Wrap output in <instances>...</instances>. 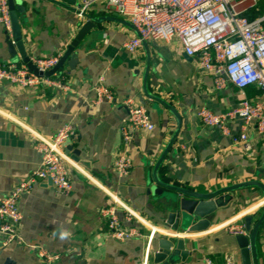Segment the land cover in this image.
Instances as JSON below:
<instances>
[{
	"label": "crops",
	"instance_id": "1",
	"mask_svg": "<svg viewBox=\"0 0 264 264\" xmlns=\"http://www.w3.org/2000/svg\"><path fill=\"white\" fill-rule=\"evenodd\" d=\"M59 1L64 5L53 0L17 1L25 6L18 17L30 57L63 55L85 21L77 11L85 0H73L75 4ZM242 8L248 17L256 18L264 14V0L256 4L245 0ZM86 12L95 17L122 18L109 9L107 0H90ZM6 32L0 24V61L24 64L19 53L11 57ZM136 34L133 26L111 18L93 28L76 48L74 62L69 56L59 71L71 85L68 91L23 88L0 81V199L38 166L33 139L36 134H53L67 121L77 132V138L69 140L63 149L72 188L60 192L43 181L23 196L21 237L5 245L0 234V264H47L37 257L32 244L60 253L53 264H141L147 240L121 241L111 236L107 218L100 213L114 203L107 192L134 213L127 220L126 210L118 208L123 226L137 227L143 233L157 229L151 254L157 249L159 237L175 234L167 222V197L148 189L155 183L153 166L179 123L171 110L147 98L143 87L147 67V91L174 106L181 117L179 133L160 166L159 177L171 185L200 191L253 179L264 184V136L253 127L249 129L254 151L248 156L235 142L242 126L240 118L230 121V134L226 135L218 127L205 125L196 115L202 106L214 112L230 110L244 96H260V89L250 86L244 94L232 84L217 89L212 74L200 67L199 57L188 55L176 37L170 41L145 40L137 52L131 53L124 43ZM102 73L115 99L93 104L92 86ZM129 96L147 108L155 128L139 133L132 150L134 166L123 178L113 162L121 148L120 127L127 116L123 101ZM142 98L148 99L145 104ZM234 195L228 206L210 217L207 228L183 236L189 254L175 264H204L206 258L224 264L228 256L233 257L234 264H242L235 236L221 224L228 220L244 222L250 215L253 226L264 211V194L261 187L251 186L236 190ZM256 243L260 264H264V221Z\"/></svg>",
	"mask_w": 264,
	"mask_h": 264
},
{
	"label": "built area",
	"instance_id": "2",
	"mask_svg": "<svg viewBox=\"0 0 264 264\" xmlns=\"http://www.w3.org/2000/svg\"><path fill=\"white\" fill-rule=\"evenodd\" d=\"M245 0H107L109 9L128 20L137 34L124 43L126 49L135 53L145 40L170 41L177 38L183 50L192 56L199 57L200 67L212 74L215 87L223 89L229 84L237 87L243 94L245 89L256 86L261 95L255 98H244L240 103L225 112H214L207 107H199L196 115L205 125L218 127L230 134V121L240 118L242 126L235 142L243 152L252 156L253 142L249 129L253 127L264 136V14L250 18L244 13L242 5ZM255 4L257 0H252ZM90 0H85L78 13L82 16L88 10ZM8 0H0V24L11 34L12 22ZM62 53L50 57L31 56L30 61L42 72L55 67ZM105 73H102L92 86L94 92L90 102L99 104L112 103L115 99L113 90L105 84ZM27 87H50L63 91L71 89L66 77L59 71L50 76H39L30 71L27 64L0 61V81ZM127 110L125 122L120 127L121 148L113 162V168L120 177H127L133 165L132 150L139 133L155 128L147 108L138 103L135 97L129 96L123 101ZM77 138L76 129L71 121L64 123L50 135L36 134L34 147L39 154V164L11 190L0 199V234L3 243L9 244L19 240V228L22 220L20 202L24 195L32 192L34 187L43 181L50 182L60 192L72 188L67 158L63 149L67 142ZM85 177L92 180L88 175ZM114 202L100 210L107 218V225L114 239L125 241L132 238H146L141 264L151 262V244L156 237L157 229L152 228L143 233L137 227L123 226L118 216V208L127 212V220L134 213L116 195L107 192ZM231 235H248L244 222L228 220L221 224ZM37 257L53 264L60 259V253L52 252L40 245H30ZM233 257H226L224 264H234ZM204 264H214L206 258Z\"/></svg>",
	"mask_w": 264,
	"mask_h": 264
},
{
	"label": "water",
	"instance_id": "3",
	"mask_svg": "<svg viewBox=\"0 0 264 264\" xmlns=\"http://www.w3.org/2000/svg\"><path fill=\"white\" fill-rule=\"evenodd\" d=\"M18 0H8L10 8V16L12 22V32L11 34L6 32V43L9 48V52L12 58H16L18 53L25 64H27L30 71L39 76H50L64 66L68 57H71V63L76 59V48L80 47V43L85 38V36L95 28L99 23H102L108 19H114L120 21L126 25L133 26L128 20L118 17H105L99 16L95 17L87 12H83L82 16L85 17V21L79 27L76 35L73 37L67 49L60 57L58 64L52 69L46 71L45 73L39 70L31 61L30 56L26 53L25 45L23 41V35L21 32V26L19 23L18 12L25 11V6L20 5ZM60 4L63 2L59 0H53ZM72 4L76 2L71 0ZM64 5V4H63ZM71 8L70 5H66ZM73 8V7H72ZM77 10L76 8H73ZM79 11V10H77ZM134 27V26H133ZM135 28V27H134ZM136 30V29H135ZM137 33V31H136ZM144 42V41H143ZM142 42V43H143ZM16 62L15 60H13ZM148 67L145 73L143 87L144 92L149 100L161 103L164 107L171 110V112L178 119L179 126L176 131H173L171 138L165 145L161 155L156 160L152 174L155 183L148 189V192L154 195H164L167 197L168 203V218L167 222L171 228L175 231L172 236L159 237L156 240L157 249L151 254L152 264H175L179 260H183L187 254L185 246V239L183 236H188L191 233L207 228L210 225V217L215 215L220 209L228 206L234 199V192L236 190L258 186L261 187L264 194V184L259 180H247L236 184L226 185L224 187L215 188L212 190L200 191L187 187H182L174 184L167 183L163 181L159 175L158 171L160 166H162L163 161L168 155L173 143L179 133L181 126V117L177 109L168 103L166 100L158 95L150 93L147 91L146 78H147ZM147 99V100H148ZM145 99H141V102L145 104L147 102ZM76 154H80V151L76 150ZM79 162V157H75ZM167 190V191H166ZM264 201V200H263ZM264 221V211L262 212L259 219L252 226V216L247 215L244 218V223L246 229L250 231L249 235H236L235 241L240 248L242 256V264H260V259L257 252L256 238L258 230L262 222ZM188 234V235H187ZM155 240V239H154ZM153 240V241H154ZM154 246V245H152ZM153 248V247H152Z\"/></svg>",
	"mask_w": 264,
	"mask_h": 264
},
{
	"label": "clouds",
	"instance_id": "4",
	"mask_svg": "<svg viewBox=\"0 0 264 264\" xmlns=\"http://www.w3.org/2000/svg\"><path fill=\"white\" fill-rule=\"evenodd\" d=\"M66 235V234H65Z\"/></svg>",
	"mask_w": 264,
	"mask_h": 264
}]
</instances>
